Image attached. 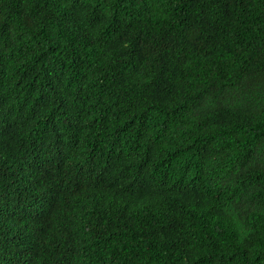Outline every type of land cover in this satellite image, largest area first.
Here are the masks:
<instances>
[{
	"label": "trees",
	"instance_id": "1",
	"mask_svg": "<svg viewBox=\"0 0 264 264\" xmlns=\"http://www.w3.org/2000/svg\"><path fill=\"white\" fill-rule=\"evenodd\" d=\"M0 264H264V0H0Z\"/></svg>",
	"mask_w": 264,
	"mask_h": 264
}]
</instances>
